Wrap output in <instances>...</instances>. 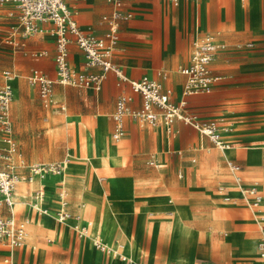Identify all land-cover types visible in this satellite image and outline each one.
I'll return each instance as SVG.
<instances>
[{"label":"crops","instance_id":"1","mask_svg":"<svg viewBox=\"0 0 264 264\" xmlns=\"http://www.w3.org/2000/svg\"><path fill=\"white\" fill-rule=\"evenodd\" d=\"M11 5H12L11 3H8L0 8V35L7 36V39L11 34H13L12 31L13 25L18 23L16 17L17 12L13 8V5L12 6ZM67 6L73 12V19L76 22L78 28L81 31L90 34L98 39H104L105 35L109 30V24L103 21V17L106 16L109 17L113 12L117 10L113 4L105 0H67ZM118 12L121 15L120 19L117 21L118 41L112 50L111 61L119 70H121L123 76L127 79V81L119 82L115 74L109 72L107 73V75L105 76L102 82V85L100 87L101 90L99 93L93 92L92 91L93 89L92 88L90 89V87L87 88L88 94L92 95L95 98L94 101L95 112L93 113V115H90L88 118L84 119L90 122V131L92 133L96 124H99L101 127L105 125L108 131L109 127H111V119H110L111 115L115 127L113 115L115 113L116 102L120 97L131 99V101L128 102V107L131 110H138L141 108V102H142L141 97L138 94L133 93L131 91L128 81L129 82L138 81L144 77L150 80H154L160 83L163 88L171 89L172 90L171 101L175 104L179 103L180 100L182 99V86L184 83V79L180 75L179 69L188 64L191 53L193 51L194 43L200 41L205 37H210L213 43L217 47L214 61L211 64L212 74L216 76H220L223 80L218 82L213 87V90L210 94L191 96L187 98V110L194 113L198 117V115L196 114V110H199L201 108L204 109L205 107L207 108L212 107V111L210 112L211 115L208 117L223 118L224 116L222 115L225 114L224 108L226 107V101L231 100V101H235L236 103L238 99H241V97H243L245 98V101L247 100V103L241 104L239 106H236L235 104L236 106L235 109H238L241 114V116L238 117L241 118L240 120L241 122L235 125L231 123L230 117H228V119L224 117L223 119L227 120L228 123L230 122V124H228L225 121V123L230 125L231 128L233 126H237L238 129L241 128L243 129L245 128V126H247V124H249V122H246V120L249 119L250 117H253L252 113H254L252 111V104H250L252 100L249 99L255 98L249 95L250 92H252L251 91L252 87L249 85L255 83V81H257L258 78L264 77V46H259V48L262 49V51L256 54H247V57L237 56L235 58L229 59V61L231 62V66H223L220 64L218 65L220 60V55L223 54L222 51H218V47H223V43L234 42L239 37H244V36L255 37L262 34V29L264 28V0H256L253 4V7H251L250 5V0H178L176 4H172L167 0H124L122 6L118 9ZM51 28L52 26L50 24L47 23L40 24L39 29L41 30V32L36 34L50 35L47 33V31L50 30ZM6 43L12 45V49L16 47L15 44H17V47L19 49L24 48L25 46L24 43L19 44V42L8 41ZM54 43L55 42L53 37L44 39L43 36H40L37 42L33 44V48L35 50L33 54L40 53L39 56H37L34 59V61L39 62L40 61L39 57L42 56L43 53L45 54V56L48 53L51 54L52 51L50 50L53 48ZM247 43H252L253 44L252 48H244L245 44ZM68 50H69L68 63L71 69L73 67L76 68L77 71L75 72L77 73H79V70H82L83 74L85 75L98 73L97 69L90 68L85 65L80 52L78 51L75 44H73V42L69 44ZM235 50L237 52L256 51V42L252 40H245V41L237 40L235 44ZM50 62L51 61L48 58L46 60H41L38 64H36L39 68L31 67L27 75V84L30 85L28 82V77L33 70H38L42 74L47 76L49 79H52L47 75L46 72L42 70L45 67L49 69ZM217 66L221 69L224 68L226 75L221 76L218 71H215L217 69L216 68ZM53 70L55 72L54 65H53ZM5 73H8L9 78L5 76ZM2 75L4 78V82L2 83L0 88H2L5 85H9L11 87V84L13 85L14 83V77H12L10 75V72L7 71H3ZM10 78L11 81L8 82ZM55 78L56 75L52 80H55ZM225 78L229 79L227 83L224 82ZM32 87L36 88V93L38 94L39 97L37 86H32ZM262 87L264 89V84ZM11 90H12V99H13L14 91L12 87ZM226 91L228 92L231 91L232 93L230 95L233 94L232 95L233 97L232 99H228V100L226 99L225 101V99H223L222 97L225 95L224 93ZM16 92H15L16 93L15 97L17 98V96L19 95V91ZM51 100H52V94H51ZM40 102L45 109H48L52 105L51 103V105L46 107L44 106L41 99ZM104 103L106 104L105 106ZM59 110L64 111L65 106L64 105L59 106ZM198 118L202 121L208 120V119L206 120L205 116ZM45 120L48 121L47 118H45ZM138 126L149 127L152 130H144V131L142 130V132H140ZM122 127H123V134L124 132L125 134H128V138L126 139V141H124L122 135L121 138L115 141H121L120 143H118V145L122 147V152L126 156L127 163L126 165L117 167L114 170L126 169L129 166L128 163L130 157L136 155L134 148H131V146L133 145V143H131V140L134 138L135 140L136 139L145 140V144H144V146L146 145L144 148L145 152L147 154L151 152L152 154L151 159L155 158L154 162L153 160H149L148 164L150 166L155 167L156 169H163L166 167L165 164L159 163V159L161 162H163V160L167 155L176 154V156H178L177 153H179L178 162L180 164L178 163L176 165L175 174L177 179L185 180L187 178L186 168H182L183 165L181 163L183 161L186 162L184 163V165L188 167L189 165L188 161L191 157H193L191 159V163H194L196 161L195 158L196 152L199 151L197 149V146L203 147L205 141L211 144V149L216 151L215 156L216 157L219 156L223 159L224 166L227 169L229 175L231 176L233 189L234 190L237 189L236 191L230 189L227 193L223 194L222 197L224 199L227 197L228 200H230V197L237 196L238 194V196L234 199V201L232 200L233 205L236 207L238 206L240 208L246 209L253 216L255 222L254 223L255 232L257 236L254 243L255 255L259 257L260 260L264 259V258L261 259L259 252L257 250V244L260 242V240H262V238H264V231H262V227H264V210H263L264 194L258 181L254 180L250 182L249 185H247L245 184V179L243 175L245 174L244 171L247 172L248 170L253 169L248 162V149L246 148V146L249 145L251 142H252L251 145L254 144L253 141H257L256 136H249L248 133H244V132H239L237 134V131L235 130L234 133L233 132L234 129H232L231 133L224 134L222 136L223 139L231 145L230 149L225 151L216 148L207 137L199 134L198 131L195 130L192 126L185 125L182 122H177V121L174 122L171 125L169 131L167 128L165 131L164 127L160 126L159 128L162 129L161 132L156 133L155 129L157 127L149 126L147 124H141L139 122H135L131 120L128 117H125L122 120ZM223 132H227V130H222L219 132L220 139H221V134ZM233 134L238 144H243V145L245 144V148H244L245 151H241L239 146L237 150L234 151V147L231 142V138ZM112 135H111V139H113ZM164 143L166 144V150L163 149L161 150L163 146L165 147ZM253 149H260V148L254 147ZM67 151H69L68 148ZM232 151H234V158L232 156ZM237 155L241 157L240 160L242 162V165H244L243 167L241 166L240 162L237 160L236 158ZM261 157L264 158V152H262ZM155 162L158 164L157 166ZM228 162H231L240 168L239 176L241 178L242 188L255 187L257 191L260 193L262 198L261 203L256 208H250L248 202L243 199L239 187L234 182V176L228 168L227 165ZM50 163H62L64 165L63 173L61 175H57L58 178L51 177L54 175L48 174L43 176V178H34L32 182L26 180L28 176V172L27 174H24L22 176L18 174V176L22 178L21 181H24L26 185L32 186L33 184L32 188H28L29 190L31 189L30 190V194L32 195L31 201L29 199L27 200L20 198L21 201H24L21 207V209L23 208L24 211L22 214L19 213L20 210L17 212L14 211L13 210L14 206L13 208L12 207L8 208L5 204H0V218L6 219L12 217L17 222H20L22 220L26 221V226H25L26 237L23 246L19 248L11 249L8 246H6L4 243L0 242V248L7 250L6 252H3V256L0 261V264H5L4 261L6 259H9V261L12 262L11 264L39 263V261H37L34 256L36 246L33 245L30 247L29 245L28 246L26 245L27 242L30 243L32 241V240H28L30 237L29 235L30 231L28 230L29 224L34 222L35 218L39 216L50 217L51 219L54 220L53 215H55V213L58 212V209H60V203H62V201L65 203V211L68 214V203L64 196L65 195L64 189L66 188V182L64 183V178H65L64 171H65V167L67 166L65 164V161L62 160V161H53V162H40V163H34L32 165L50 164ZM187 172H188V177L190 179L189 180L190 187L192 185L194 187L200 186L201 183L199 181L197 182V180L195 179L196 170L192 169V167H189ZM115 177L121 179L124 182H128L131 185L133 199L131 201H124L122 203H118L117 205H118V209H120L122 212L121 213L122 216L123 217L127 216L130 218L132 235L136 233L138 212L140 211L143 212L146 218L150 220L154 218H159L167 222L173 216L174 206L176 207V205L186 204L184 201H182L179 204L175 203L173 198L169 197L165 200L164 206H162L163 209L161 211L155 212L153 208L156 206L159 207V205L161 204L151 202L149 199L152 197H161L163 194L166 193L170 195L171 192L167 190L162 194H156L155 196L147 197L145 203H143L142 205L139 204L138 206L134 207L138 209L137 211H133V212L125 211V209L131 210L133 208L131 206H134L136 200L133 180L127 177L126 178L117 177L115 174H112L110 172L108 179L105 176H101V177L97 176V183L101 187H102L101 183H107V192L103 188L102 189L105 197L110 198L113 196L111 190L112 186L114 188H116L117 186L115 183H113ZM45 178L48 179L42 182V179ZM48 181L54 183V187L51 189L52 190L51 194L55 195L53 194L54 193L53 191L57 190L56 193L57 195H55L56 199L52 198L53 196L46 198L47 195L46 186ZM40 182L43 183L42 185L44 191V195L42 196L41 201L35 198L36 192L38 190H41ZM219 188L222 189V187ZM52 199L56 200L55 201L56 205H54L55 202ZM111 200L115 202L117 199L112 198ZM29 201L30 203L28 205ZM81 204L82 203L78 204V208H81ZM187 207L188 206L186 205V208ZM40 209H46L47 214H42L40 212ZM6 210L8 211V214L4 215L2 212ZM70 219L73 221L72 218ZM55 222L57 224L64 223V222L59 223L57 222V220ZM132 224H133V230H132ZM74 225L79 226V228L77 230L75 229L76 232L73 229L71 230L70 232L72 237V238L70 237L71 242L54 239L51 236V234L47 232L40 233L38 236H36L33 239V241H38L40 236L47 234L54 239L53 244H56L55 246L59 248L62 245H66L67 243L68 244L70 243L72 245L71 249L72 251H74L75 246L73 247V244H75V240L79 241V243L80 241L81 242L87 241V243H91V245L93 246L94 244H92V242L87 237L84 236L85 233L84 228L87 229L88 227L86 222L85 221L81 222L77 220V222ZM81 229L83 230L81 231ZM123 235H124L123 228H121L120 231L116 230L115 234L112 236V238L114 239L111 238L112 240L109 243L111 246L108 247L111 249H116L115 247L116 243L121 245V248H118L115 251H117V254H119L120 257L126 259V261H122L119 257V260H121L123 264H141L140 261L142 259L138 262H134L125 254L126 244L123 242L124 241ZM199 235L202 237L205 234L199 233ZM103 241L106 243L107 242L106 238H103ZM144 241L147 242L144 243L146 250L142 248L143 246L142 242ZM246 241H238V242L235 241V244L237 246L235 247L234 257L237 259V261L236 263L233 262L231 264H252L253 257H250L248 255H243L242 253L238 254L240 248L244 246L245 243H247ZM52 242L53 240H49V239L47 240V243H52ZM37 243L40 244V246L43 249L42 250V259H43L45 248H43V245H41V243L39 242ZM79 243L76 248L78 250V254L80 258ZM140 245L144 251H147L149 249V242L145 235L142 237ZM162 245L166 246L163 242H159L157 244V248L155 249L156 254L157 252L163 253L162 251H160V247ZM94 250L96 252H101L96 248H94ZM101 253L110 257L111 259H117L116 257L113 258L111 256V253H105V252H101ZM207 257L208 259H213L212 255H207L205 258ZM167 258H168V248H167V255L162 260V262H160V264H162L163 261L166 260ZM205 261L207 260H204L201 257H196L193 260V264H206ZM153 262L154 260L150 264H154ZM56 264H60V263H56ZM81 264H84L82 260H81ZM144 264H147V262H145Z\"/></svg>","mask_w":264,"mask_h":264},{"label":"rangeland","instance_id":"2","mask_svg":"<svg viewBox=\"0 0 264 264\" xmlns=\"http://www.w3.org/2000/svg\"><path fill=\"white\" fill-rule=\"evenodd\" d=\"M255 1L256 0H250L251 7H253ZM16 17L18 20L17 15ZM12 31L15 32L11 34L8 39L7 36L0 35V86L4 82V78L2 75L3 71L10 72V75L14 77V83L13 85L11 84L14 93L9 108V116L11 118L10 139L12 142V147H10V149H12L10 153L11 160L9 163L5 162L3 165L8 164V166L13 168L12 171L14 173L22 176L24 174H27L29 166L34 163L62 160L65 161L68 154L67 148L71 153L78 152V141L75 138L77 127L76 123L88 122L90 124L89 121L84 119L88 118L90 115H93V113L95 112V98L92 95L88 94V89L84 86L82 88H78L75 86L54 84L52 87V105L48 109H45L40 102L38 94L36 93V88L27 84V75L31 67L39 68L36 64H38L41 60H46L49 58V60L51 61L49 64L50 68L47 69L45 67L42 70L46 72L50 78L53 79L55 77V72L53 70V58L56 53L55 43L53 45V48L50 50L52 51L51 54L48 53L45 56V54L43 53L42 56L39 57L40 61L35 62V56H39L40 53L33 54L35 51L33 48V44L37 42L40 36H43L44 39H47L49 37L52 38V36L47 34H30L28 32L27 35L23 37L22 34L24 30L22 27H19V23L13 25ZM237 40L255 41L256 51L237 52L235 50V44ZM237 40L230 43H223V47H218V51L223 52V54L220 55L218 65L220 64L223 66H231V62L229 61V59L235 58L237 56L247 57V54H256L258 52H261L262 49H260L259 46H264V28L262 29L261 35L255 37H239ZM8 41L19 42V44L24 43L25 46L21 49H19L17 46L12 49V45L6 43ZM216 68H214L216 69L215 71H218L221 76L226 75L224 68L221 69L218 66ZM72 70L74 72L77 71V69L74 67L72 68ZM79 73L83 74L82 70H79ZM228 80V78H225L224 82L227 83ZM263 84L264 77H261L258 78L255 83L249 85L252 87V92H250L249 95L255 97L254 99H249L252 100L250 104H252V111L254 112L252 113L253 117H250L246 120V122H249V124H247V126H245V128L243 129H238L237 126H233L232 129H234V131L236 130L237 134L239 132H244L248 133L249 136H256L257 138V141H253L254 144L251 145V142L249 145H247L248 147L246 146V148L248 149V162L253 169H250L247 172L244 171L245 174L243 175L245 184L247 185H249V183L254 180L258 181L264 194L263 175H260L261 178H259V176H254L252 174V171L258 168L262 169L264 166V158L261 157L262 152H264ZM16 91H19V95L17 96V98L15 97L17 93ZM231 93V91H226L224 93L225 95L222 98L225 99V101L226 99H232L233 94L230 95ZM245 103H247V100L245 101V98L243 97H241V99H238L236 103L235 101L231 100L226 101V107L224 108L225 114H223L222 116L226 117L227 119L228 117H230L231 123L236 125L237 123L241 122V118H238L241 116V114L239 110L235 108L236 106ZM61 105L65 106L64 111L59 110V106ZM105 105L106 104L104 103V106ZM211 111L212 107H205L204 109L201 108L199 110H196V114L198 115V117L205 116L206 120L208 119L207 121L218 122L220 127L229 126L228 124H230V122L228 123L227 120L225 121L228 124L220 122V117L209 118L208 116L211 115ZM45 118H47L48 121H46ZM110 119L111 127H109L108 131L105 125L101 127L99 124H96L93 129V133H91L94 140L100 132L109 140L112 145H116L121 141H115L111 139V135L114 133L115 127L112 121V115ZM138 127L140 129V132H142V130H152L149 127ZM56 128H59L60 132L55 138L52 136V129ZM229 128H231V126H229ZM127 138L128 134H125L124 132L123 140L126 141ZM231 142L234 147V151L237 150L238 146L240 147L241 151H245V144H238L234 138V134L231 138ZM131 143H133L131 148H134L136 155L130 157L128 163L129 166L126 169L114 170L115 168L124 166L127 163L126 156L122 152V147V153L118 154V157H116L114 161L105 160L106 163L109 164L108 167H104L103 164H101V161L103 160L98 157H90L88 161H80L75 158H69V160L66 161V165L68 168L65 171L64 182H66V188L64 189V196L68 203V217L65 218L64 223L58 224V226L55 222V215H53L54 220L50 217L45 216H39L35 218L33 223L42 219L46 221V223H50L55 227V234L53 235L51 231L47 229H44L42 233L47 232L51 234L54 239L71 242V230L73 229L75 231V229H78L77 226H74V224L77 220L85 221L83 220V217L78 216V204L81 203V201L77 199L76 196L79 195L80 191L81 193L86 194V191L83 190L84 186L86 185L92 188L96 197L106 204V215L110 217L112 223L110 232H113L115 234L117 228L122 227L124 230V240L129 239L132 243L131 249L127 248L125 254L134 262H138L142 259L140 261L141 264H144L145 262H147V264H150L153 260L154 264H160V262H162V260L167 255V247L164 245H162L163 247H160V251H162L163 253L157 252L156 254L155 249L157 248V244L159 242H163L166 245V235L147 232L145 230L144 224L147 218L141 211L138 212L136 233L133 235L131 234V220L127 216H122V212L120 209H118L117 205L118 203L131 201L133 199L131 185L128 182H124L121 179L115 177L113 183H115L117 186L116 188L112 186L111 190L113 196L107 199V197H105V195L103 194V189L107 192V183H101L102 187L97 183V176H105L108 179L111 172L112 174H115L120 178H131L134 182L133 184L136 200L134 206H131L133 208L131 210L125 209V211H137L138 209L134 207L138 206L139 204L142 205L143 203H145L147 197L155 196L156 194H162L167 190L171 192V196L166 193L167 195L163 194L159 198V203L161 205H159L157 209L158 211H161L163 209L162 206H164L165 200L169 197H172L175 203L179 204L182 201L186 203L175 205L180 209L182 208L181 206L186 207L187 205L188 207L185 209V213L187 216L191 217L188 221L185 222V224L188 225V232L190 233V236L193 237L189 241L190 254L188 253L189 256L187 255V258L190 257L189 259L194 260L196 257H201L204 260H207L205 261L206 264H231L233 262L236 263L237 261V259L234 257L235 247L237 246L235 244V241L238 242L247 240V243H245V245L240 248L238 254L243 253V251L247 249L249 243L254 245L257 236L255 232V222L253 216L246 209L233 205L232 202L238 196V194L237 196L230 197V200H226L222 197L223 194L227 193L230 189H233V184L231 181V176L224 166L223 159L219 156H215L216 151L211 149V144L205 141L203 147L197 146V149L199 151L196 152V161L194 163H191V159L193 158L191 157L188 161V167L184 165V163L186 162L183 161L181 163L183 165L182 168H186L187 178L185 180H179L177 179L175 174L176 165L179 163V153H177L178 156H176V154L167 155L163 162H161L159 159V163L165 164L166 167L163 169H156L155 167L148 164L149 160H153L154 162L155 158L151 159V152L148 154L145 152V140H135L133 138L131 140ZM164 145L165 147L163 146L161 150H166V144L164 143ZM254 147H258L260 149H253ZM234 151H232L233 158ZM236 158L243 167L244 165H242V162L240 160L241 157L237 155ZM155 164L157 163L155 162ZM189 167H192V169L196 170L195 179L197 180V182L199 181L201 183L200 186L194 187L192 185L190 187V179L187 172ZM219 187H222L223 189H220ZM46 188V198L53 196L52 198L56 199L55 195H57V190H54L53 194L55 195H52V190H50L48 186H46ZM236 190L233 189V191ZM84 197L86 198V196ZM112 198L117 200L113 202L112 200H110ZM155 198L156 197H152L149 200L151 202H154ZM54 199L52 200L55 202L56 200ZM54 205H56V202L54 203ZM156 208L157 207H154L153 209L156 210ZM19 210L20 214L24 212L23 208ZM2 213L6 215L8 214V211L6 210ZM70 218H72L73 221ZM210 228L212 229L210 230ZM82 230L83 229H81V231ZM199 233L205 234L204 236H206L207 233H210L211 239L213 237V242L216 244V246H213L211 240L206 239V237L204 236H202V238L200 239L199 237L201 236L199 235ZM144 235L147 237L149 242V249L147 251H144L146 250V247L144 245V243H147L146 241L142 242V248L144 250L140 245L141 239ZM51 236L44 234L39 237L38 241L32 240L30 243L27 242V246H36V250L34 252L36 256L37 253H42L43 250L40 244H38L37 242L41 243V245H43V248H45L43 259L42 254L39 257H35L36 260L39 261V263L37 264H81V260L84 264H123V262L119 260V254L116 257L117 259H111L101 252H96L94 250V248H96L95 245L92 246L91 243H87V241H80L79 243V241L75 240V244H73V247L75 246V250L72 251V245L70 243L62 245L60 248L55 246L56 244H53L54 239ZM250 238H252L251 241H249ZM48 239L53 240V242L47 243ZM91 242L93 244L94 241ZM78 243L80 244V258L78 250L76 248ZM6 251L7 250L0 248V261L3 256V252ZM207 255H212L213 259H208V257L205 258ZM175 256L176 253L174 251L169 252L168 250V258L164 260L162 264H176ZM254 259L259 260V257L255 255L252 259V262L254 261Z\"/></svg>","mask_w":264,"mask_h":264},{"label":"built area","instance_id":"3","mask_svg":"<svg viewBox=\"0 0 264 264\" xmlns=\"http://www.w3.org/2000/svg\"><path fill=\"white\" fill-rule=\"evenodd\" d=\"M115 6L117 9L109 17H103V21L109 24V30L104 39H98L94 36L81 31L73 19V12L67 6V0H0V8L8 3L13 5L18 16L19 27L23 28L22 36L41 32L40 24L47 23L52 26L47 31L55 42V80L49 79L38 70H33L28 77V82L32 86H37L38 93L44 106L52 103L51 94L54 84L83 86L97 90L101 87L107 73L112 72L118 78L119 82H125L127 79L111 61L112 50L115 47L117 38V21L121 15L118 9L122 6L124 0H105ZM176 4L178 0H167ZM15 31H13L14 33ZM75 44L80 52L87 67L98 70L97 74H80L74 72L68 63L70 43ZM17 46V44H15ZM252 43L245 44L244 48H252ZM241 48V47H239ZM217 47L210 37H205L193 45L189 62L179 69L180 75L184 79L182 86V99L175 104L171 101L172 90L165 89L160 83L142 78L138 81H128L131 91L141 97V108L131 110L128 107L129 98L120 97L116 102L113 120L115 122V131L112 135L114 140H118L123 135L122 120L125 117L135 122L156 126L162 123L168 131L174 122H182L185 125L192 126L199 134L207 137L210 142L218 149L224 150L226 145L220 139L219 132L224 130L215 121H202L194 113L187 110V98L198 95H208L213 87L222 80L220 76L212 74L211 64L214 61ZM37 57V56H35ZM5 76L9 78L8 73ZM12 101V90L9 85L0 88V130L10 131L11 123L9 116L10 103ZM3 134L1 140L10 143V136ZM12 150L0 149V204H5L11 208L13 204V190L22 178L12 171V167L5 162H10V153ZM229 170L234 176V182L239 187L244 200L250 208H256L261 203V195L255 187L242 188L241 178L239 176L240 168L231 163H227ZM64 170L62 163H50L32 165L28 168L27 181L34 178H43L45 175H61ZM241 187V188H240ZM43 193L38 190L35 198L41 201ZM42 214H47L46 209H40ZM68 217L65 211V203H60V209L55 213L57 222L62 223ZM26 221L17 222L12 217L0 218V242L9 248H19L23 246L26 237ZM264 231V227H262ZM97 250L105 253H117L103 245L100 241H94ZM116 249L121 245L116 243ZM257 250L261 258H264V238L257 244ZM122 261L125 258L120 257ZM5 264H11L9 259Z\"/></svg>","mask_w":264,"mask_h":264},{"label":"bare ground","instance_id":"4","mask_svg":"<svg viewBox=\"0 0 264 264\" xmlns=\"http://www.w3.org/2000/svg\"><path fill=\"white\" fill-rule=\"evenodd\" d=\"M10 81H11V78L8 80V82H10ZM100 90L101 89L98 88L97 90H92V91L99 92ZM220 122L225 123V120L223 118H221ZM76 124H77V127H76V137L75 138L78 141V152L71 153L69 150L68 154H67V158L65 159V164H67L66 161H68L69 158H75V159L80 160V161H88L90 157H95V158L98 157V158H101L103 160V161H101V164H103L104 167H108L109 164H107L105 160L114 161L116 159L117 155L121 153V146L118 144L112 145L109 142V140L105 136H103L100 132L98 133V135L96 136V138L94 140L92 133L90 131V128H89L90 124L88 122L76 123ZM160 126H163L165 131H166V127L162 123H159L155 126V127H157L156 130H158V131H156V133L161 132L162 129L159 128ZM229 126L223 127L224 130H227V132H223L221 134V140L226 145V147L224 149L225 151L229 150L231 145L228 142H226L222 136L224 134L231 133L232 128H229ZM59 132H60L59 128L52 129V136L56 138V136ZM3 134H8L7 136H10V138H11V132L10 131H1L0 130V137H2ZM54 142H55V140H54ZM11 144H12L11 140L9 143V142H5V141L0 139V148L3 150H12V149H10V147H12ZM10 160H11V157H10ZM157 165L158 164H156V166ZM67 168L68 167L66 166L65 171ZM65 171H64V173H65ZM252 172H253L252 174L254 176L257 175L260 177V175H263V177H264V166L262 169L258 168ZM51 177L58 178L57 175H54ZM46 179H48V178L42 179V182ZM42 182H40V184H41L40 188H41V192L44 195ZM47 186L51 190L54 187V184H53V182L48 181ZM31 187H32L31 185H29V186L26 185L24 183V181L18 180L17 186H15V188L13 190V195H12V198L14 200L13 204H12V208L14 206V208H13L14 211H16V212L19 211V209H21V206L24 203V201H21L20 198L27 199V200L29 199L31 201L32 195L30 194V190L28 189ZM83 190L86 191V194L81 193V191H80L81 194L79 193V195L76 197L82 203L81 208H78V211H77L78 216L83 217V220L86 221V224L88 226L87 229L84 228V230H85L84 236L87 237L90 241H100L103 245H105L107 247L111 246L109 243H110L112 235H113V232H110V227L112 226V223H111L110 217H108L106 215V211H105V207H106L105 205L106 204L103 203L102 201H100L96 197L92 188L85 185ZM84 196H86V198ZM231 196H232V194H231ZM159 198L160 197H156L154 202L159 203L160 202ZM15 199H16V202H15ZM107 199H108V197H107ZM225 199L228 200L227 197ZM30 201L28 202V205H29ZM156 207H158V206H156ZM157 209L158 208H156V210H154V211L158 212ZM182 209H179L177 206L176 207L174 206L173 216L171 219H169V220L167 219L168 220L167 222L164 220H161L159 218H154L151 220L147 218L144 222L145 230L147 232H150V233L153 232V233H157V234H165L166 235V237H167L166 246H167L169 252L174 251L176 253V256H175L176 264H193V259H189L190 257L187 258V255L189 253V245H190L189 241L193 237L190 236V233L188 232V225L185 224V222L188 221L189 218H191V217L186 215V213H185L186 207L185 206H182ZM81 222H83V221L81 220ZM57 226H58V224H57ZM74 226H77V225H74ZM77 228H79V226H77ZM121 228L118 227L119 231L121 230ZM219 228H220V226H219ZM44 229L51 231L52 235L55 234V227L53 225H51L50 223H46V221H44L42 219L35 222V223H33V222L30 223L28 226V230L30 231V237L28 240H33L36 236H38L40 233H42V231ZM211 229L212 228H210V230ZM204 237H206V239H210L213 246H216V244L213 242L214 241L213 237L211 239L210 233H207V235ZM103 238H106V240H107L106 243L103 241ZM199 238L201 239L202 237H199ZM206 239H204V240H206ZM251 240H252V238L249 239V241H251ZM123 242L126 244V249L127 248L131 249L132 243L130 242L129 239L128 240L125 239ZM93 244H94V242H93ZM41 254L42 253L39 252V253H37V256L36 255H34V256L39 257V256H41ZM242 254L248 255L250 257H254L255 256L254 245L249 243L248 248L245 251H243ZM117 255H118L117 253L111 254V256L113 258L117 257ZM263 260L264 259H262V260L254 259V261L252 263L253 264H264Z\"/></svg>","mask_w":264,"mask_h":264}]
</instances>
